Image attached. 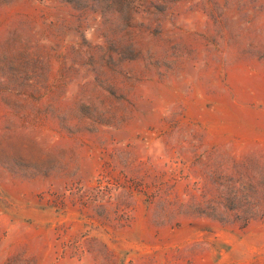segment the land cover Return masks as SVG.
Listing matches in <instances>:
<instances>
[{"label":"rangeland","instance_id":"1","mask_svg":"<svg viewBox=\"0 0 264 264\" xmlns=\"http://www.w3.org/2000/svg\"><path fill=\"white\" fill-rule=\"evenodd\" d=\"M0 264H264V0H0Z\"/></svg>","mask_w":264,"mask_h":264}]
</instances>
